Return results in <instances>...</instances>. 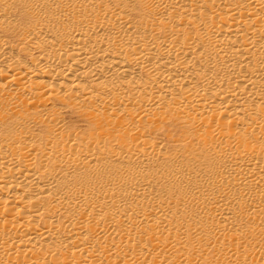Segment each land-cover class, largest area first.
Returning a JSON list of instances; mask_svg holds the SVG:
<instances>
[{"label":"bare ground","instance_id":"6f19581e","mask_svg":"<svg viewBox=\"0 0 264 264\" xmlns=\"http://www.w3.org/2000/svg\"><path fill=\"white\" fill-rule=\"evenodd\" d=\"M0 264H264V0H0Z\"/></svg>","mask_w":264,"mask_h":264},{"label":"rangeland","instance_id":"374dc122","mask_svg":"<svg viewBox=\"0 0 264 264\" xmlns=\"http://www.w3.org/2000/svg\"><path fill=\"white\" fill-rule=\"evenodd\" d=\"M70 114H73L72 112H64V119H65V121H68V122H70V121H72V122H75V123H78V120H77V118H74V117H71V116H69ZM170 132L171 133H173V134H177L176 132H175V130H176V128L175 127H172V126H170ZM170 146H171V144H169Z\"/></svg>","mask_w":264,"mask_h":264}]
</instances>
